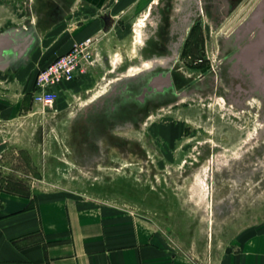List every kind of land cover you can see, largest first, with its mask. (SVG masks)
Masks as SVG:
<instances>
[{
    "label": "rangeland",
    "instance_id": "1",
    "mask_svg": "<svg viewBox=\"0 0 264 264\" xmlns=\"http://www.w3.org/2000/svg\"><path fill=\"white\" fill-rule=\"evenodd\" d=\"M57 2L0 0V116L17 122L0 159V191L95 200L141 216L191 246L199 264L262 234L264 106L258 99L233 102L215 50L209 91L192 89L172 107L149 112L126 126L128 135L100 138L104 130H92L82 117L135 74L167 63L155 55H174L187 70L179 39L193 22L213 32L220 0H154L138 13L98 12L99 20L114 16L125 24L102 34L99 59L81 81L38 109L32 100L38 71L65 52L55 49L67 51L93 16L78 13L76 3L66 12ZM52 9L65 20L63 29L47 28L57 21Z\"/></svg>",
    "mask_w": 264,
    "mask_h": 264
},
{
    "label": "crops",
    "instance_id": "2",
    "mask_svg": "<svg viewBox=\"0 0 264 264\" xmlns=\"http://www.w3.org/2000/svg\"><path fill=\"white\" fill-rule=\"evenodd\" d=\"M153 1L58 0L61 10L67 12L70 4L76 3L78 13L93 15L83 26L88 30L72 37L67 51L76 41L88 36L100 38L106 29L125 24L114 16V22L99 20L98 12L138 13ZM58 11L51 10L57 21L48 29L65 27V20L54 17ZM54 51L67 52L62 45ZM195 257L191 246L154 221L95 200L0 191V264H199ZM207 264H264V232L248 243L215 252L214 260Z\"/></svg>",
    "mask_w": 264,
    "mask_h": 264
},
{
    "label": "flooded vegetation",
    "instance_id": "3",
    "mask_svg": "<svg viewBox=\"0 0 264 264\" xmlns=\"http://www.w3.org/2000/svg\"><path fill=\"white\" fill-rule=\"evenodd\" d=\"M219 4L213 32L208 24L193 22L179 39L183 47L177 53L187 61V70L172 61L174 55H155V62L167 63L135 74L83 113L85 120L91 119L92 130H104L100 138L128 135L129 123L138 124L149 112L172 107L192 89L209 91L215 71L209 50L216 51L217 69L233 102L241 106L258 99L264 106V0H220Z\"/></svg>",
    "mask_w": 264,
    "mask_h": 264
},
{
    "label": "built area",
    "instance_id": "4",
    "mask_svg": "<svg viewBox=\"0 0 264 264\" xmlns=\"http://www.w3.org/2000/svg\"><path fill=\"white\" fill-rule=\"evenodd\" d=\"M99 38L88 36L76 41L69 51L57 55L41 68L35 78L32 100L38 109L50 108L60 96L62 87L87 73L99 59ZM17 122L0 116V159L12 139Z\"/></svg>",
    "mask_w": 264,
    "mask_h": 264
},
{
    "label": "water",
    "instance_id": "5",
    "mask_svg": "<svg viewBox=\"0 0 264 264\" xmlns=\"http://www.w3.org/2000/svg\"><path fill=\"white\" fill-rule=\"evenodd\" d=\"M105 21H108V18H105Z\"/></svg>",
    "mask_w": 264,
    "mask_h": 264
},
{
    "label": "bare ground",
    "instance_id": "6",
    "mask_svg": "<svg viewBox=\"0 0 264 264\" xmlns=\"http://www.w3.org/2000/svg\"><path fill=\"white\" fill-rule=\"evenodd\" d=\"M248 14V13H247Z\"/></svg>",
    "mask_w": 264,
    "mask_h": 264
}]
</instances>
